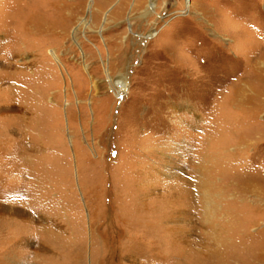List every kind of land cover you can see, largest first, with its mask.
<instances>
[{
	"label": "rangeland",
	"instance_id": "1",
	"mask_svg": "<svg viewBox=\"0 0 264 264\" xmlns=\"http://www.w3.org/2000/svg\"><path fill=\"white\" fill-rule=\"evenodd\" d=\"M0 264H264V0H0Z\"/></svg>",
	"mask_w": 264,
	"mask_h": 264
}]
</instances>
